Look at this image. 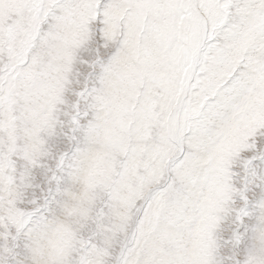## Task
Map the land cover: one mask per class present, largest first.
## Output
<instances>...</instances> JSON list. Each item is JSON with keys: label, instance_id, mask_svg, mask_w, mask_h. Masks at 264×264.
Returning a JSON list of instances; mask_svg holds the SVG:
<instances>
[{"label": "snow or ice", "instance_id": "6c2138e0", "mask_svg": "<svg viewBox=\"0 0 264 264\" xmlns=\"http://www.w3.org/2000/svg\"><path fill=\"white\" fill-rule=\"evenodd\" d=\"M0 264H264V0H0Z\"/></svg>", "mask_w": 264, "mask_h": 264}]
</instances>
